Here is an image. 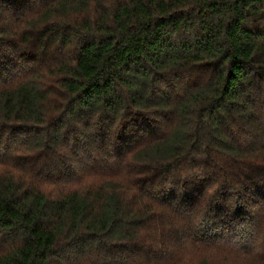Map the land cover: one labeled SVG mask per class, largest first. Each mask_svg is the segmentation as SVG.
<instances>
[{
	"label": "trees",
	"instance_id": "trees-1",
	"mask_svg": "<svg viewBox=\"0 0 264 264\" xmlns=\"http://www.w3.org/2000/svg\"><path fill=\"white\" fill-rule=\"evenodd\" d=\"M263 225L264 0H0V264H182Z\"/></svg>",
	"mask_w": 264,
	"mask_h": 264
},
{
	"label": "rangeland",
	"instance_id": "rangeland-1",
	"mask_svg": "<svg viewBox=\"0 0 264 264\" xmlns=\"http://www.w3.org/2000/svg\"><path fill=\"white\" fill-rule=\"evenodd\" d=\"M262 229L257 245L253 246L252 249L248 245L243 248L234 245L233 240L230 238L232 242L226 244L224 240L227 236H222L223 231L219 227L218 230H213V233H217L218 237L214 236L213 233H209L201 243L194 245L195 248L194 246L189 247L187 244L184 252L176 253L181 255L174 254V256L179 258L182 264H204L205 261L208 264H261L264 259V225ZM225 234L227 235L228 232H225ZM63 264H78V262L68 260Z\"/></svg>",
	"mask_w": 264,
	"mask_h": 264
}]
</instances>
